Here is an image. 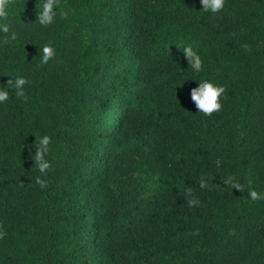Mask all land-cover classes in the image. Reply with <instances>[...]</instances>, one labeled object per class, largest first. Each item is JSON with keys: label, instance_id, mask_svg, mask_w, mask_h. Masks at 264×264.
Segmentation results:
<instances>
[{"label": "trees", "instance_id": "trees-1", "mask_svg": "<svg viewBox=\"0 0 264 264\" xmlns=\"http://www.w3.org/2000/svg\"><path fill=\"white\" fill-rule=\"evenodd\" d=\"M45 2L0 0V264H264V0Z\"/></svg>", "mask_w": 264, "mask_h": 264}, {"label": "clouds", "instance_id": "clouds-1", "mask_svg": "<svg viewBox=\"0 0 264 264\" xmlns=\"http://www.w3.org/2000/svg\"><path fill=\"white\" fill-rule=\"evenodd\" d=\"M200 3L205 10H210L213 13L220 11L224 6V0H200ZM54 18L55 12L53 11V0H46V2L43 3L42 11L39 14V23L41 25H48L53 23ZM54 52L55 50L53 46L45 44L42 47L41 63H48V61L53 58ZM185 53L194 59L193 68L199 71L201 67L199 56L187 48L185 49ZM26 83H28V81L24 77H18L15 80L14 86L17 90V95H23V86ZM224 91L225 88L222 84L205 79L197 83L196 87L190 90V99L194 102L199 113H202L205 116H211L214 112L220 111L222 107V94ZM8 99L9 91L4 88H0V102H4ZM49 143V137H42L40 141L41 148L37 151L38 167L42 174H45V170L50 167L49 162L44 159L45 154L48 152ZM231 181L232 178L229 177L224 181V183L228 184ZM37 183L41 184V186L45 185L44 180H42L40 177H37ZM201 187H205L203 182L201 183ZM233 187L238 188L239 185L233 184ZM248 195L253 201L259 198L255 192H251ZM189 203L193 204L198 202L190 201Z\"/></svg>", "mask_w": 264, "mask_h": 264}]
</instances>
